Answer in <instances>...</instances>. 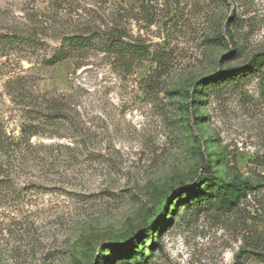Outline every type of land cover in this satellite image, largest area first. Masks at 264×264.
<instances>
[{
    "label": "rangeland",
    "instance_id": "obj_1",
    "mask_svg": "<svg viewBox=\"0 0 264 264\" xmlns=\"http://www.w3.org/2000/svg\"><path fill=\"white\" fill-rule=\"evenodd\" d=\"M0 34L38 40L0 46V129L38 133L0 185L3 264H264L220 215L222 180L264 176V76L237 71L264 52V0H0ZM74 34L93 45L44 63Z\"/></svg>",
    "mask_w": 264,
    "mask_h": 264
},
{
    "label": "trees",
    "instance_id": "obj_2",
    "mask_svg": "<svg viewBox=\"0 0 264 264\" xmlns=\"http://www.w3.org/2000/svg\"><path fill=\"white\" fill-rule=\"evenodd\" d=\"M93 43L94 37L91 35L74 34L64 36L53 53L45 57L44 63L54 65L70 56L74 50L92 46ZM4 44H14L17 47H21L20 49H34L38 45V40L33 36L0 34V46ZM106 45L108 51H112V53L121 56H124L125 53L137 54L138 56L148 54L147 50L143 49V47L139 46L133 48L132 46H128L127 42L125 43L121 37L112 38L111 42H106ZM247 70H249L248 72H262L264 76V52L255 55L245 70L244 68H240L237 71H243L244 74ZM235 75L240 76L239 73ZM25 79H27L25 75L20 74L7 79L6 86H8V94H19L21 90H16L24 88ZM46 101L49 103L51 102L50 100ZM51 108L53 107L48 106V109L51 110ZM55 109L57 108L55 107ZM22 131V138L20 137L14 140V138L7 136L6 133L0 129V185L1 182L9 178L5 177L9 176L7 173L8 170L5 168L8 169L9 165L13 163L14 158L17 156L20 149V140L24 138V141L30 144V137L38 134L35 127L31 124L24 125ZM263 178L264 176L262 179ZM262 179L259 182H252L247 179L239 180L237 178L232 181L222 180L221 185L225 202L220 207V215L237 214L242 224L248 225L250 230L248 234L242 236V244L239 253H241V256L244 258L251 256L255 261L264 263V180ZM186 190L188 189H178L175 191V194L184 193ZM7 191L8 188L0 186V197H5ZM2 214L3 213L0 212V218ZM1 225L2 221L0 220V226ZM157 226L158 224L154 225L153 228L156 229ZM247 231L248 229L246 232ZM9 233H11L9 228H7L6 232L0 228V264H3L4 260L8 258V254H13V247L10 246V240L12 238ZM151 234L152 230H146L145 233L139 234L134 244H138L144 235L150 236ZM241 256L237 255V258H241Z\"/></svg>",
    "mask_w": 264,
    "mask_h": 264
}]
</instances>
